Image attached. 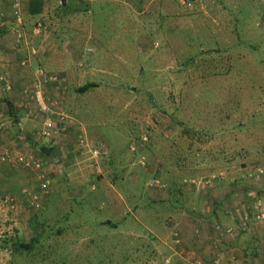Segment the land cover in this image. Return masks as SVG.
Returning a JSON list of instances; mask_svg holds the SVG:
<instances>
[{
  "label": "rangeland",
  "instance_id": "rangeland-1",
  "mask_svg": "<svg viewBox=\"0 0 264 264\" xmlns=\"http://www.w3.org/2000/svg\"><path fill=\"white\" fill-rule=\"evenodd\" d=\"M0 2V30L42 55L59 79L44 98L70 122L51 138L32 106L31 133L0 122V156L32 155L51 190L14 220L1 199L6 264H196L179 253L195 236L188 214L219 209L218 182L239 198L229 210L242 191L264 199V0H43L19 28ZM18 188L39 196V183Z\"/></svg>",
  "mask_w": 264,
  "mask_h": 264
},
{
  "label": "crops",
  "instance_id": "crops-1",
  "mask_svg": "<svg viewBox=\"0 0 264 264\" xmlns=\"http://www.w3.org/2000/svg\"><path fill=\"white\" fill-rule=\"evenodd\" d=\"M2 5L5 6L3 2H0V10H2L3 7ZM37 5H38L37 0H22L21 3V13L23 17L22 19L24 20V14L25 16H32L33 14L32 12H37L36 10ZM7 9L11 14L9 5ZM45 10H46V5H44V2L42 0L39 9L40 15L43 14ZM17 37L19 40L13 41V38L15 39V34L13 35H10L9 33L8 35L3 34L2 31L0 30V79L6 78L7 80L6 82H8L9 84L8 86L4 82L3 88L0 85V122L4 118L7 117L10 118L9 115H11L12 123L13 122L20 123L17 125L18 126L17 129L22 130L23 133L26 132L31 133V130L33 129V123H36L35 121L32 122L33 116L31 114V111H34L35 109L32 108L34 106L30 102V100L24 97V94L21 93L22 91L19 92L18 95L17 90L19 87H21V85H24V83H25V87L28 86L27 84H30L32 72L34 69L39 68L42 61L41 60L42 55H39L40 57L37 56L31 57V55L29 54L30 53L33 54L34 51L29 50L26 44L25 45L22 44L25 40L24 39L25 34L21 35V33L18 32ZM39 41L40 40L33 39L32 42H34V44H37L39 43ZM26 57L28 58L27 62L21 61L22 58H26ZM26 63L29 64L26 65ZM7 103L11 106V108H9ZM27 106L28 108H25ZM29 108H32L34 110ZM25 109L27 111V114L26 112H23ZM8 129L9 131H11L13 128L12 129L8 128ZM8 139L6 138V140ZM9 142L10 141L8 140V143ZM2 144L4 145V140L0 137V145ZM37 158H39V156ZM19 170L21 169H16L13 167V165H8L0 161V201L1 199L2 201L10 200V202L15 207V210H11L9 212L12 216V220L15 219L13 217L16 212V209H18L19 207L17 206V204L25 206L26 209L28 207L30 208L29 196L23 195L22 193L23 190L22 192H19L18 187H20L21 184H24L26 187L27 186L31 187L33 185L38 186V183H36L37 178H34L33 174H29L31 175L29 177L24 176L22 173H20L22 171ZM218 183H219L218 187L221 188L222 186V188L220 190L218 189L217 191L215 190V194L218 193V195L221 196L220 199L223 200V202L221 203L223 206H225V208L222 205H219L220 207L218 210L215 208L211 210L207 208L206 212L201 211L202 214H197L194 210H192L188 214L189 217L187 221H188V226H190L191 227L190 229L193 231L192 236L193 233L195 234V236L194 239H191L192 241H190L191 244L189 248L187 249L179 248V250L181 251L179 253H181L182 255L188 253L187 254L188 256L187 255L184 256H187L189 260L192 261L197 260L198 258H200L199 260H206L207 264H213L216 255H218L221 258L220 264H244V263L264 264V220L261 222L255 221L254 218L255 210H254V206L252 205V198L250 197L248 192L242 191V196H240L241 199L238 200V202L236 203H242L239 205L240 209L238 211L241 214L244 212L248 214L251 221V225H248L246 227L244 233L240 234L239 231H236L237 233L235 232L234 237L230 239L218 240L217 239L218 237L214 234L212 227L217 223L225 227L237 228V225H235L233 221L232 210L234 208L229 210L226 203L229 202L230 204L231 203L230 201H232L234 197H236V199L239 198L237 195L235 196L234 193L236 192H232L230 190V188L232 187H230L228 184L223 185V182H218ZM38 192L39 190L37 189L36 193ZM47 201L44 202V205L47 203ZM263 213H264V208H263ZM199 230H202V237L200 240H198ZM209 234L212 235L213 239L209 238L211 239V241L204 240L207 239V236ZM212 243L214 245H212ZM212 248L220 252L219 253L218 251L213 252ZM6 263H7L6 260L3 259L2 256H0V264H6Z\"/></svg>",
  "mask_w": 264,
  "mask_h": 264
},
{
  "label": "built area",
  "instance_id": "built-area-1",
  "mask_svg": "<svg viewBox=\"0 0 264 264\" xmlns=\"http://www.w3.org/2000/svg\"><path fill=\"white\" fill-rule=\"evenodd\" d=\"M11 16L14 20L15 25L19 28L23 25V17L21 13V0H11L10 5ZM40 31V24L33 26L32 32L35 34ZM3 81V79H0ZM59 79L57 76L50 75L45 73L41 69H35L32 72L31 77V85L24 90V95L30 100L32 104H34L35 110L43 116V130L40 133L41 137L51 138L56 134H64L70 127V122L67 117L59 112L56 108V102L51 99H45L42 88L46 85H58ZM1 129V127H0ZM80 145L84 142L81 139V136L78 138ZM98 151H93V156H97ZM1 162H11L13 165L19 166L23 169L33 171L37 173V179L39 183V196L28 194L27 190H23V195L29 196V206L33 211H38L43 206V201H46L50 196V181H49V173L43 169L40 162L36 160L30 154L16 155L10 159L9 154L5 153L0 156ZM254 210H255V221L261 222L264 220V199L260 196L255 195L254 198ZM4 203L8 205V208L11 210H15V207L10 202V200H5ZM233 215L237 222H239V227L242 229H246L248 225H251L250 218L248 214L240 213L238 209L232 210ZM215 234L219 239H230L233 238L235 232L232 229L222 228L221 226H216L214 229ZM176 237V236H175ZM217 253V252H216ZM197 261L196 264H201L199 259L194 260ZM221 258L216 255L213 264H220Z\"/></svg>",
  "mask_w": 264,
  "mask_h": 264
},
{
  "label": "trees",
  "instance_id": "trees-1",
  "mask_svg": "<svg viewBox=\"0 0 264 264\" xmlns=\"http://www.w3.org/2000/svg\"><path fill=\"white\" fill-rule=\"evenodd\" d=\"M189 1H191V0H189ZM41 3H42V0H37V7H36V10H37V12H32L33 14H32V16H34V15H36V14H40V12H39V9H40V5H41ZM91 88H94L93 86H91V85H89V86H85L84 88H82L81 90H79L80 92H86V91H88L89 89H91ZM8 104V103H7ZM8 106H9V108H11V106L8 104ZM7 106V107H8ZM18 124L17 123H15V124H13V126L15 127V129H17V126ZM51 146H49V148H50ZM50 151V150H49ZM37 160V159H36ZM41 162V161H40ZM42 163V162H41ZM198 164V163H197ZM42 166V165H41ZM218 179V178H217ZM219 181H220V179H219ZM261 196V195H260ZM262 197V196H261ZM48 200V199H47ZM46 200V201H47ZM46 201H43V203L44 202H46ZM254 204V200L252 199V205ZM39 211V210H38ZM36 212V211H35ZM235 221L237 222V220L235 219ZM216 226H221L222 228H226L225 226H222V225H220V224H215V225H213V227H212V229H213V231H214V229H215V227ZM228 229L230 228V227H227ZM230 229H232L234 232H236V231H239L240 232V234L241 233H244L245 232V230L246 229H244L243 231H242V229L239 227V225H237V228H230ZM237 229V230H236ZM237 233V232H236ZM19 248H21V250H28L29 248H30V246H29V244H23V243H21L20 245H19ZM244 264H249V263H244Z\"/></svg>",
  "mask_w": 264,
  "mask_h": 264
},
{
  "label": "water",
  "instance_id": "water-1",
  "mask_svg": "<svg viewBox=\"0 0 264 264\" xmlns=\"http://www.w3.org/2000/svg\"><path fill=\"white\" fill-rule=\"evenodd\" d=\"M64 3V2H63Z\"/></svg>",
  "mask_w": 264,
  "mask_h": 264
}]
</instances>
